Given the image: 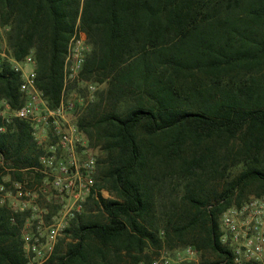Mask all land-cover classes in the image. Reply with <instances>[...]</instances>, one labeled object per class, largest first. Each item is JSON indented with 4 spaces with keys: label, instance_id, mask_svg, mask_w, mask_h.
<instances>
[{
    "label": "trees",
    "instance_id": "1",
    "mask_svg": "<svg viewBox=\"0 0 264 264\" xmlns=\"http://www.w3.org/2000/svg\"><path fill=\"white\" fill-rule=\"evenodd\" d=\"M0 24L11 57L33 58L49 108L80 34L90 45L80 78L103 84L76 123L100 150L94 189L43 264H137L148 248L187 245L196 264H234L219 217L264 193V0H0ZM21 83L1 62L0 100L13 111ZM43 152L27 119L0 115L5 190L28 171L41 180ZM29 214L0 204V264H30Z\"/></svg>",
    "mask_w": 264,
    "mask_h": 264
},
{
    "label": "built area",
    "instance_id": "2",
    "mask_svg": "<svg viewBox=\"0 0 264 264\" xmlns=\"http://www.w3.org/2000/svg\"><path fill=\"white\" fill-rule=\"evenodd\" d=\"M83 58V51L72 48L70 44L65 59V84L79 72ZM26 59L33 62L31 56H27ZM11 60L13 58L7 47L3 48L0 41V64L4 61L10 63ZM18 70L22 73L20 91L24 102L16 110L15 115L27 119L31 123L33 133L42 125L51 128L50 133L55 142L49 147L60 157L64 155L53 174V187L60 192L69 193L71 204L64 205L60 212L73 214L80 210L81 201L94 189L92 176L94 157L90 156L87 160L80 161L77 147L82 144L83 136L77 124L67 119L73 102L66 101L64 93L60 104L55 108H49L42 92L35 86V69L32 68L26 73L22 68ZM61 223L60 219L49 225L50 239L56 236ZM219 225L221 242L231 250L234 264H264V193L251 194L239 206L228 207L221 213ZM39 228L37 226V230ZM31 248L35 253L42 254L36 243H32ZM165 262L169 264L167 260Z\"/></svg>",
    "mask_w": 264,
    "mask_h": 264
},
{
    "label": "rangeland",
    "instance_id": "3",
    "mask_svg": "<svg viewBox=\"0 0 264 264\" xmlns=\"http://www.w3.org/2000/svg\"><path fill=\"white\" fill-rule=\"evenodd\" d=\"M8 26L0 24V41L3 48L7 47L6 44V31ZM71 47L77 48L81 51L87 52L90 50V45L86 42L84 35L80 34L79 37H75L71 40ZM28 61L26 58L22 61L11 60L10 63L14 68H22L26 73L30 69H35V63ZM103 87V84L84 80L80 78L78 72L75 77L70 78L64 86V93L66 101H72L73 107L67 113V119L77 123L79 112L85 107L87 102L94 99L95 92ZM15 110H11L8 104L4 100H0V115L3 117H11L15 114ZM51 128L46 125L40 126L39 129L33 133L37 144L44 150L41 157L43 168L39 171L43 173L44 177L41 180H35L34 170L28 171L24 174L22 182H15L11 185V189L5 190L4 186L0 184V204H6L16 210H29V216L24 222L21 235L24 242V251L29 259L30 264H43L51 255L56 243L64 236L63 229L68 224L69 219L76 213L81 211L86 205L87 197L81 201V208L79 211L73 212V214L62 213L64 205L71 204V198L69 193L60 192L53 187V174L55 169L59 165L61 157L57 152L52 151L49 147V139L51 138ZM83 136L82 144L77 147V155L80 161H85L88 157H94V168L92 176L96 170L97 157L100 154L98 147L89 145V141ZM240 167H235L232 171L235 173ZM4 181L8 180L7 176H4ZM101 195L103 197H113L114 195L106 189H101ZM50 213V217L45 218V215ZM91 218L100 220L104 219L101 212L95 209L90 211ZM61 217V218H60ZM61 228L53 239H50L49 225L55 221H60ZM37 226L40 228L37 230ZM36 243L37 248L41 249L42 254L35 253L31 245ZM190 249L191 251H189ZM150 253V260H143L137 264H166L165 260L169 264H190L197 263L200 259L199 252L192 246H179L176 248H167L166 246L161 248H148Z\"/></svg>",
    "mask_w": 264,
    "mask_h": 264
}]
</instances>
